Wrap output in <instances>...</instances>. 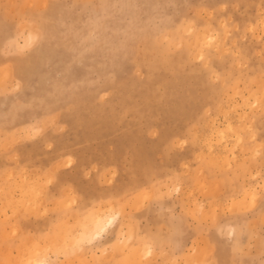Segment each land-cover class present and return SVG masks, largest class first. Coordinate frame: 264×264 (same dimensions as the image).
<instances>
[{
    "label": "rangeland",
    "instance_id": "rangeland-1",
    "mask_svg": "<svg viewBox=\"0 0 264 264\" xmlns=\"http://www.w3.org/2000/svg\"><path fill=\"white\" fill-rule=\"evenodd\" d=\"M40 261L264 264V0H0V264Z\"/></svg>",
    "mask_w": 264,
    "mask_h": 264
},
{
    "label": "bare ground",
    "instance_id": "bare-ground-1",
    "mask_svg": "<svg viewBox=\"0 0 264 264\" xmlns=\"http://www.w3.org/2000/svg\"><path fill=\"white\" fill-rule=\"evenodd\" d=\"M11 39H12L11 35L5 34V36H3L2 38V41L4 43H9ZM114 220H115V216H105V215L97 214L93 217L91 222L86 225V228L83 229V232L81 234L82 236L91 234L92 238L96 239L102 236V234L109 228V226L114 222ZM39 264H43V262L40 261Z\"/></svg>",
    "mask_w": 264,
    "mask_h": 264
},
{
    "label": "crops",
    "instance_id": "crops-1",
    "mask_svg": "<svg viewBox=\"0 0 264 264\" xmlns=\"http://www.w3.org/2000/svg\"><path fill=\"white\" fill-rule=\"evenodd\" d=\"M147 231L148 229H146V227H144V225H141V233H143L144 237L141 239L143 242H146V236H147Z\"/></svg>",
    "mask_w": 264,
    "mask_h": 264
}]
</instances>
